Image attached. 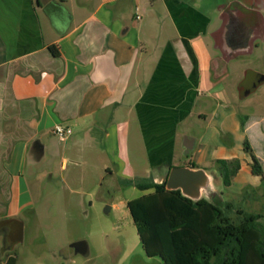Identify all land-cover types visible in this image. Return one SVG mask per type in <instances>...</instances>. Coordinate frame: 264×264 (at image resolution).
<instances>
[{"label": "crops", "instance_id": "0c3cea01", "mask_svg": "<svg viewBox=\"0 0 264 264\" xmlns=\"http://www.w3.org/2000/svg\"><path fill=\"white\" fill-rule=\"evenodd\" d=\"M55 1L61 9L46 15L48 0H0V219L19 220L31 207L26 165L67 152L78 136L101 141L119 180L163 183L172 167L195 165L193 150L201 153L191 136L193 148L185 151L189 119L211 124L221 108L210 118L204 110L226 74L217 72L206 39L215 41L210 13L225 0ZM56 125L72 130L66 141L53 136ZM245 126L251 133L250 121ZM252 146L264 169L262 151ZM182 151L187 160L177 165ZM239 160L226 188L249 175L260 185L251 161Z\"/></svg>", "mask_w": 264, "mask_h": 264}, {"label": "rangeland", "instance_id": "374dc122", "mask_svg": "<svg viewBox=\"0 0 264 264\" xmlns=\"http://www.w3.org/2000/svg\"><path fill=\"white\" fill-rule=\"evenodd\" d=\"M206 1L213 6L221 0ZM218 13H210L215 41L213 44L208 38L206 41L219 63L217 72L220 73L226 64L225 53L220 51L221 29H216ZM258 54L264 59V53L259 51ZM237 62L228 64L225 76L220 79L221 85L217 86L214 98L209 99L208 108L204 109L210 118L213 109L221 107L217 121L210 124L194 116L189 119L183 138L196 137L201 153L195 149L189 158L194 154L195 166L216 176L211 191L206 193V200L214 194L248 213L264 215V188L252 176H248L247 182L242 176L238 177L230 188L218 178L216 162L219 157L251 161L253 155L260 162L253 151V143L258 153L262 151L259 155L264 156V86L244 101L234 100V86L240 78L238 65L242 61ZM247 121L252 125L251 133L245 130ZM100 142L78 136L65 150L67 152H61L51 160L46 158L38 164L26 165L23 178L28 186L31 207L20 214V240L12 244L10 250H2L0 264H4L10 255L15 257V264H159L156 259L145 256L126 206L127 200L137 197L139 192L120 186L113 171L115 168ZM63 159H66L65 165ZM179 160L181 163L177 165L187 160L183 151ZM241 164L246 168L244 163ZM42 173L45 176L38 179ZM242 173L245 174L244 169ZM107 206L110 210L105 212ZM77 241L87 242L88 256L74 254L70 244Z\"/></svg>", "mask_w": 264, "mask_h": 264}, {"label": "trees", "instance_id": "16d2710c", "mask_svg": "<svg viewBox=\"0 0 264 264\" xmlns=\"http://www.w3.org/2000/svg\"><path fill=\"white\" fill-rule=\"evenodd\" d=\"M49 49L58 55L55 46ZM216 163L222 184L229 187L240 160ZM249 167L264 188V171L253 155ZM119 184L145 192L126 206L148 259L159 264H264V215L248 213L214 194L210 200L193 201L151 177L120 179ZM15 263L11 255L4 262Z\"/></svg>", "mask_w": 264, "mask_h": 264}, {"label": "flooded vegetation", "instance_id": "af4514ba", "mask_svg": "<svg viewBox=\"0 0 264 264\" xmlns=\"http://www.w3.org/2000/svg\"><path fill=\"white\" fill-rule=\"evenodd\" d=\"M218 22L226 72L228 64L242 61L234 100L244 101L264 86V59L258 54L264 53V0H225ZM21 230L20 220L0 219V253L20 240Z\"/></svg>", "mask_w": 264, "mask_h": 264}, {"label": "water", "instance_id": "95a60500", "mask_svg": "<svg viewBox=\"0 0 264 264\" xmlns=\"http://www.w3.org/2000/svg\"><path fill=\"white\" fill-rule=\"evenodd\" d=\"M60 4L55 0H48L43 6L42 11L46 15H51L60 10ZM184 147L186 153L192 150L193 140L191 138H184ZM34 150L38 154H42V146L38 142L34 143ZM214 181V176H211L206 170L195 167H172L169 170L166 178V189L179 190L180 193L193 200L206 199V193L211 191V186ZM110 207L105 208L108 212ZM74 254L81 256H88L89 248L86 241H77L70 244Z\"/></svg>", "mask_w": 264, "mask_h": 264}, {"label": "built area", "instance_id": "2783aa9c", "mask_svg": "<svg viewBox=\"0 0 264 264\" xmlns=\"http://www.w3.org/2000/svg\"><path fill=\"white\" fill-rule=\"evenodd\" d=\"M52 134L58 141L64 142L71 136L72 130L63 125H56L52 130Z\"/></svg>", "mask_w": 264, "mask_h": 264}]
</instances>
